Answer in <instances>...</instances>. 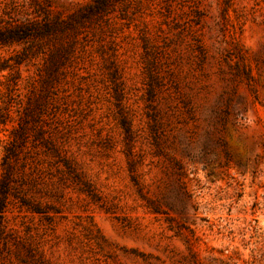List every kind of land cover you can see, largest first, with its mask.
Segmentation results:
<instances>
[{
  "label": "rangeland",
  "instance_id": "374dc122",
  "mask_svg": "<svg viewBox=\"0 0 264 264\" xmlns=\"http://www.w3.org/2000/svg\"><path fill=\"white\" fill-rule=\"evenodd\" d=\"M38 1L67 18L93 0ZM82 17L57 68L0 51V264H264V0Z\"/></svg>",
  "mask_w": 264,
  "mask_h": 264
},
{
  "label": "trees",
  "instance_id": "16d2710c",
  "mask_svg": "<svg viewBox=\"0 0 264 264\" xmlns=\"http://www.w3.org/2000/svg\"><path fill=\"white\" fill-rule=\"evenodd\" d=\"M32 11L24 12L25 15L19 17L16 8L6 11L0 9V51L20 47L15 57L24 62L28 59L43 56L45 63H52L53 68H57L61 62L58 48H51L50 43L68 33L75 31L74 21L83 19V15H105L111 11L112 6L123 0H93L91 4L83 6L79 12L63 18L57 14L47 10L38 0H28ZM85 18V17H84ZM0 66L6 61L4 57H0ZM7 68V67H6ZM4 114L1 115V121L5 122ZM9 157L4 158L6 169L0 178V242L4 234V215L10 205L12 196V183L14 177L12 169L8 164ZM22 202L28 204L24 199ZM156 213L162 212L159 205H153ZM190 233H193L190 231ZM188 248L193 249L192 242H188Z\"/></svg>",
  "mask_w": 264,
  "mask_h": 264
}]
</instances>
